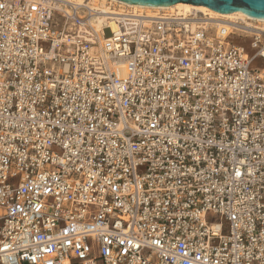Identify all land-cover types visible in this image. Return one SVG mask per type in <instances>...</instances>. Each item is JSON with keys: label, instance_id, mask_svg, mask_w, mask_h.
Instances as JSON below:
<instances>
[{"label": "built area", "instance_id": "built-area-1", "mask_svg": "<svg viewBox=\"0 0 264 264\" xmlns=\"http://www.w3.org/2000/svg\"><path fill=\"white\" fill-rule=\"evenodd\" d=\"M0 264H264V24L0 0Z\"/></svg>", "mask_w": 264, "mask_h": 264}, {"label": "water", "instance_id": "water-1", "mask_svg": "<svg viewBox=\"0 0 264 264\" xmlns=\"http://www.w3.org/2000/svg\"><path fill=\"white\" fill-rule=\"evenodd\" d=\"M144 6H169L178 2L205 5L221 13L240 11L249 17L264 18V0H119Z\"/></svg>", "mask_w": 264, "mask_h": 264}, {"label": "bare ground", "instance_id": "bare-ground-1", "mask_svg": "<svg viewBox=\"0 0 264 264\" xmlns=\"http://www.w3.org/2000/svg\"><path fill=\"white\" fill-rule=\"evenodd\" d=\"M78 1H83V0H78ZM92 1L105 3V1H108V0H92ZM109 1L117 3L121 6H129L132 8H142V9L147 10L148 12H153V14L171 13V12H175V11H178V12L197 11V12L205 13V14H207L213 18H216V19H221V20H225V21L230 20V21H235V22H241V23L245 24L246 26L260 27V25H255L253 23V21L264 23V18L261 19V18L249 17L240 11L221 13V12L213 10V9H211L205 5H195V4L184 3V2H178L175 4L169 5V6L155 7V6H144V5H138V4H130V3H126L123 1H119V0H109Z\"/></svg>", "mask_w": 264, "mask_h": 264}, {"label": "rangeland", "instance_id": "rangeland-1", "mask_svg": "<svg viewBox=\"0 0 264 264\" xmlns=\"http://www.w3.org/2000/svg\"><path fill=\"white\" fill-rule=\"evenodd\" d=\"M254 23L256 24V25H263L264 23H260V22H257V21H254ZM109 32L108 31H106V34H108ZM255 64L256 65H260L261 64V60L260 59H258V60H256L255 61Z\"/></svg>", "mask_w": 264, "mask_h": 264}]
</instances>
